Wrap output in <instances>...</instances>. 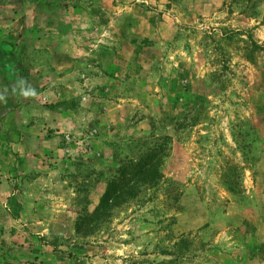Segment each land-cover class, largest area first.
I'll return each instance as SVG.
<instances>
[{"label": "rangeland", "instance_id": "obj_1", "mask_svg": "<svg viewBox=\"0 0 264 264\" xmlns=\"http://www.w3.org/2000/svg\"><path fill=\"white\" fill-rule=\"evenodd\" d=\"M33 1L0 264H264V0Z\"/></svg>", "mask_w": 264, "mask_h": 264}, {"label": "crops", "instance_id": "obj_2", "mask_svg": "<svg viewBox=\"0 0 264 264\" xmlns=\"http://www.w3.org/2000/svg\"><path fill=\"white\" fill-rule=\"evenodd\" d=\"M41 4L42 1L36 2L33 0H0V86L9 82L11 83L10 86H13L17 81L16 77L21 72L19 68L21 65L19 66L17 62L18 57L26 55V52H24L25 46L19 47V42L32 40V22L36 15L39 19L41 17V12H33L32 9L40 7ZM15 42H18V45ZM12 167L13 169L16 167L14 162L11 166L8 165L9 172L12 171ZM9 177L11 179V176ZM41 181V176L37 174L34 175L33 181L29 182L30 184L27 183L28 186L31 185L30 188L38 200L42 193V190H39ZM17 192L13 191L10 199H8L9 203L12 202V210L10 208V211L14 217L18 216L16 202L18 201L19 204L26 203L30 199L29 195H31L30 191V194L21 195L17 199ZM25 192L29 193V191ZM25 213L27 212H24L23 215L26 216Z\"/></svg>", "mask_w": 264, "mask_h": 264}, {"label": "trees", "instance_id": "obj_3", "mask_svg": "<svg viewBox=\"0 0 264 264\" xmlns=\"http://www.w3.org/2000/svg\"><path fill=\"white\" fill-rule=\"evenodd\" d=\"M132 165L134 171H133V174L132 175H136V174H140L142 173L146 168L148 162H141L140 160L139 161H136V162H132V163H129ZM145 168V169H143ZM126 174L125 173H121L119 175V177H125ZM120 188V184H112V182L109 184L107 190L105 191V193L103 194V196L101 197V206L106 204L110 199H111V195L115 192V190L117 188Z\"/></svg>", "mask_w": 264, "mask_h": 264}]
</instances>
